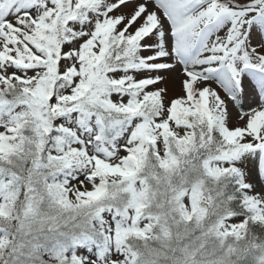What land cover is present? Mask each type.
<instances>
[{
    "label": "snow or ice",
    "instance_id": "snow-or-ice-1",
    "mask_svg": "<svg viewBox=\"0 0 264 264\" xmlns=\"http://www.w3.org/2000/svg\"><path fill=\"white\" fill-rule=\"evenodd\" d=\"M0 264H264V0H0Z\"/></svg>",
    "mask_w": 264,
    "mask_h": 264
}]
</instances>
